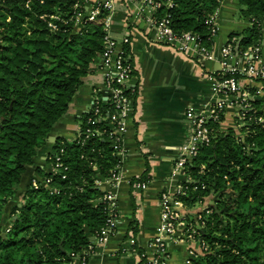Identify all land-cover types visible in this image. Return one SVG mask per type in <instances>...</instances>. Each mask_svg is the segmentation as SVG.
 <instances>
[{"label":"trees","instance_id":"trees-1","mask_svg":"<svg viewBox=\"0 0 264 264\" xmlns=\"http://www.w3.org/2000/svg\"><path fill=\"white\" fill-rule=\"evenodd\" d=\"M160 1L157 16L169 15L177 36L190 32L213 50L216 38L206 22L219 6L217 0H173L172 8L167 0ZM239 3L252 26L229 40L240 39L239 47L247 49L262 37L264 0ZM77 4L82 8L76 9ZM84 4L85 0H0V264H70L72 253L94 245L92 238L109 217L105 192L96 182L106 180L118 161L108 140L95 137L84 145L81 137L58 141L48 161L53 165L54 157L60 156L67 170L37 169L40 177L30 181L21 206L5 214L24 174L104 50L109 12L101 9L94 20L78 24ZM54 16L61 19L55 21V32L48 25ZM124 50L134 75L130 47ZM212 127L213 143L188 165L192 180L182 182L188 191L180 197L192 208L217 195V210L200 231L211 252L195 264H264V125L252 126L245 138L220 133L218 124ZM46 179H51L48 186L42 183ZM33 180L40 187L34 188Z\"/></svg>","mask_w":264,"mask_h":264},{"label":"crops","instance_id":"crops-1","mask_svg":"<svg viewBox=\"0 0 264 264\" xmlns=\"http://www.w3.org/2000/svg\"><path fill=\"white\" fill-rule=\"evenodd\" d=\"M239 7V0H222L213 59L199 63L175 47L154 42L155 31L150 22L154 13L145 8L141 0H116L110 33L119 40L127 36L131 40L130 56L135 71L131 85L137 88V93L124 142L127 157L120 170L119 186L114 189L105 180L99 186L103 192L118 195L120 223L107 244L97 245L92 238L95 249L90 264H136L140 254L148 251L149 242L160 234L161 193L174 194L181 182H190L189 176H180L175 171L180 149L191 135V123L186 112L190 108L200 111L214 101L212 83L206 76L220 69L224 62L222 50L230 35L243 33L252 26L244 10L242 14L248 23H235L233 18ZM262 30L264 37V26ZM102 62L101 57L95 61L91 74L84 79L68 112L40 148L5 211L7 216L15 205L21 206L32 178L40 177L37 169L53 172L48 159L57 142L62 139L75 141L81 131L83 117L91 111L95 97L105 99L107 96ZM238 113V108L229 109L218 131L224 134L232 132L245 138L247 133L239 126ZM143 176H146V181H138ZM140 183H147V189L138 188ZM216 198L217 195L206 197L192 208L181 201L183 208L179 212L197 224L206 210L217 207ZM133 229L137 230L134 235ZM192 250H199V244L172 245L170 264H185Z\"/></svg>","mask_w":264,"mask_h":264},{"label":"built area","instance_id":"built-area-1","mask_svg":"<svg viewBox=\"0 0 264 264\" xmlns=\"http://www.w3.org/2000/svg\"><path fill=\"white\" fill-rule=\"evenodd\" d=\"M116 0H85L84 10L77 15V23L85 20H94L101 9L108 11L104 24L106 32L104 37V50L100 55L102 59V73L104 88L107 93L105 99L95 97L91 111L85 121L84 131H80L81 143L84 145L91 138L107 139L118 164L105 180L106 183L116 189L121 181L120 170L127 157L124 149L125 137L129 130L135 107V87H132L133 68L128 64V56L125 54V47L130 46V38L117 39L110 33ZM142 5L153 11L150 19L154 28V42L177 48L183 53L189 54L192 59L202 63L212 61L213 50L203 46L197 35L190 32L177 36L171 27L170 16L159 18L158 11L163 4L160 0H141ZM219 6L207 20L206 24L210 29L212 37L217 38L219 31V14L222 0H217ZM167 7L174 6L173 0H167ZM76 9L82 7L77 4ZM48 22L52 31H57L55 21H61L58 16L51 17ZM54 20V21H53ZM252 22V18H250ZM264 22L262 23V29ZM263 31V30H262ZM240 39L228 40L222 50L224 62L216 72L209 73L206 77L212 83V95L215 98L212 103L197 111L188 109L186 116L191 123V135L186 144L180 149V155L175 165V171L180 176H188V165L200 155L204 147L213 143L214 128L212 125L222 123V120L229 109L238 108V121L241 129L249 136L251 127L264 125V37L257 46L247 49L239 47ZM263 98V100H262ZM257 102L261 105L258 107ZM63 153V150L61 151ZM53 171L67 170L60 156H55ZM204 167L202 168V172ZM65 179V176H63ZM188 180L191 182V178ZM44 186L51 183V179L42 181ZM101 181H97L99 187ZM34 188L40 187L38 180H33ZM138 188L147 189V183L138 184ZM204 189V187H203ZM188 189L181 182L174 194L162 192L161 200V232L154 237L148 245V251L140 254L136 264H170V248L172 245L194 242L199 244V250H192L185 264H195V261L209 254V244L200 238V231L205 226V220L213 213L208 209L198 218L195 224L187 220L179 211L183 208L180 197L187 195ZM103 202L108 209L109 217L105 226L94 237L97 245L107 244L115 235L119 223L120 214L118 210V195L114 192H105ZM94 246L90 245L81 252L72 253L70 264H90Z\"/></svg>","mask_w":264,"mask_h":264},{"label":"rangeland","instance_id":"rangeland-1","mask_svg":"<svg viewBox=\"0 0 264 264\" xmlns=\"http://www.w3.org/2000/svg\"><path fill=\"white\" fill-rule=\"evenodd\" d=\"M245 6L240 5L239 9L236 11V15L234 16V21L237 25H246L248 23L247 19L243 17L242 10H245Z\"/></svg>","mask_w":264,"mask_h":264},{"label":"water","instance_id":"water-1","mask_svg":"<svg viewBox=\"0 0 264 264\" xmlns=\"http://www.w3.org/2000/svg\"><path fill=\"white\" fill-rule=\"evenodd\" d=\"M215 209H217V207H215Z\"/></svg>","mask_w":264,"mask_h":264},{"label":"flooded vegetation","instance_id":"flooded-vegetation-1","mask_svg":"<svg viewBox=\"0 0 264 264\" xmlns=\"http://www.w3.org/2000/svg\"><path fill=\"white\" fill-rule=\"evenodd\" d=\"M0 42H1V39H0Z\"/></svg>","mask_w":264,"mask_h":264}]
</instances>
